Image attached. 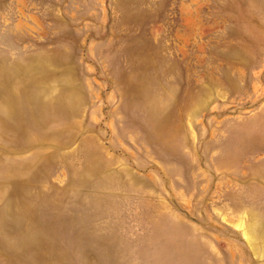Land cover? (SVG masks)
Masks as SVG:
<instances>
[{
  "label": "rangeland",
  "instance_id": "obj_1",
  "mask_svg": "<svg viewBox=\"0 0 264 264\" xmlns=\"http://www.w3.org/2000/svg\"><path fill=\"white\" fill-rule=\"evenodd\" d=\"M0 264H264V0H0Z\"/></svg>",
  "mask_w": 264,
  "mask_h": 264
}]
</instances>
